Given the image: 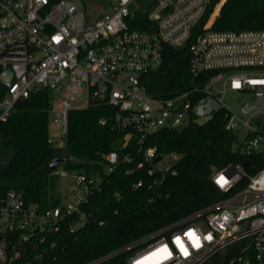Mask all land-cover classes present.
<instances>
[{"label":"built area","instance_id":"1","mask_svg":"<svg viewBox=\"0 0 264 264\" xmlns=\"http://www.w3.org/2000/svg\"><path fill=\"white\" fill-rule=\"evenodd\" d=\"M218 1L208 9L211 0H107L102 8L85 0H0V122L17 101L44 88L51 95L46 141L60 147L68 110L107 106L111 112L97 122L123 132L120 148L135 135L141 153L135 168L151 178L147 188L175 173L179 154L143 148L144 140L160 129L198 124L197 119L219 109L226 131L246 129L236 145L240 153H263L264 106L247 111L248 120L242 122L223 98L225 92L241 91L251 93L243 102L264 97V30L211 29ZM164 45L187 50L191 87L153 97L142 76L160 67ZM209 100L212 111L195 117ZM52 124L59 128L54 137ZM121 160L131 157L122 154ZM103 161V173L111 172L118 152H107ZM245 166L228 163L211 173L210 181L224 194L221 199L95 262L128 251L126 264H264V167L248 171ZM50 174L65 184L61 198L70 193L74 199L39 210L20 192H5L0 197V264L42 260L56 247L52 234L64 224L69 232L83 224L81 205L103 181L100 174L62 165ZM143 185L139 178L133 188Z\"/></svg>","mask_w":264,"mask_h":264},{"label":"trees","instance_id":"2","mask_svg":"<svg viewBox=\"0 0 264 264\" xmlns=\"http://www.w3.org/2000/svg\"><path fill=\"white\" fill-rule=\"evenodd\" d=\"M214 2L211 0L208 9ZM211 29L264 30V0H224ZM161 58L158 69L142 76L146 93L168 97L190 88L187 50L164 45ZM50 103V93L38 89L17 101L8 117L0 122V197L13 190L39 210L57 204L59 199L54 191L58 179L46 171L48 161L55 156L64 159L63 169L100 174L103 181L87 203L81 205L85 214L83 224L72 232L64 224L51 236L56 241L54 250L29 264H126L128 251L95 260L221 199L224 194L210 181L214 170L228 163H243L246 158L248 171L264 167V152L243 156L235 147V134L223 128V110L219 109L201 123H190L179 130L160 129L144 140L143 148L179 154L172 167L175 173H166L147 188L151 178L143 169L135 168L141 159L135 135L120 148L123 132L97 122L111 108L88 105L68 110L63 144L56 147L46 141ZM112 150L118 152L119 161L105 174L103 156ZM122 154L129 155L131 161L121 160ZM139 178L144 185L133 188Z\"/></svg>","mask_w":264,"mask_h":264},{"label":"rangeland","instance_id":"3","mask_svg":"<svg viewBox=\"0 0 264 264\" xmlns=\"http://www.w3.org/2000/svg\"><path fill=\"white\" fill-rule=\"evenodd\" d=\"M85 2L88 4L95 5V6L102 8L103 5L107 2V0H85ZM250 97H251V93L248 91H241L238 93L225 92L223 101L227 105L229 110L237 118H239L242 122H245L246 120H248L250 113L243 112L240 109V104H241V102L249 99ZM253 114H256V113H253ZM205 120H206L205 118H203V119L199 118V119H197V122L201 123ZM48 123H49V118H48ZM47 130H48V128H47ZM58 130H59V128L57 127V125L55 126V124H52L51 128H50V135L53 137L56 136L58 134ZM245 130L246 129L244 127H240L235 131V136H236L237 142H241L243 140L244 135H245ZM235 147H236V144H235ZM166 163H167V161L164 160L163 164H166ZM54 193L57 195V197L59 198L60 203L62 205H64L67 202H70L74 199L70 193H68L65 198H61L63 193H66V188H65V184L61 183V181H59V180H57V185L55 186Z\"/></svg>","mask_w":264,"mask_h":264},{"label":"water","instance_id":"4","mask_svg":"<svg viewBox=\"0 0 264 264\" xmlns=\"http://www.w3.org/2000/svg\"><path fill=\"white\" fill-rule=\"evenodd\" d=\"M264 106V97H254L249 101L243 102L240 105V109L243 112H247L252 108H262ZM213 109V103L211 100H209L206 104L202 105L198 111L195 114V117H202L208 115ZM196 123H192V125H195ZM160 154L157 155L156 160L160 158ZM63 164V159L60 156H55L51 160L48 161L46 165V171L48 173H53L58 167H60ZM244 164H246V160L244 161Z\"/></svg>","mask_w":264,"mask_h":264},{"label":"bare ground","instance_id":"5","mask_svg":"<svg viewBox=\"0 0 264 264\" xmlns=\"http://www.w3.org/2000/svg\"><path fill=\"white\" fill-rule=\"evenodd\" d=\"M223 3H224V0H221L220 2L217 3L214 11L212 12V16H214L217 13L218 9L222 6Z\"/></svg>","mask_w":264,"mask_h":264},{"label":"snow or ice","instance_id":"6","mask_svg":"<svg viewBox=\"0 0 264 264\" xmlns=\"http://www.w3.org/2000/svg\"><path fill=\"white\" fill-rule=\"evenodd\" d=\"M223 180H224V178L221 177V178H220V181L223 182ZM193 235H194V234H193ZM209 238H210V237H209ZM166 250H167V249H165V251H166Z\"/></svg>","mask_w":264,"mask_h":264}]
</instances>
